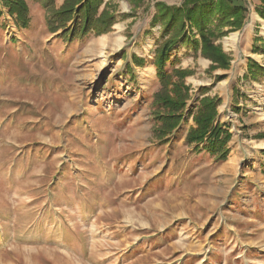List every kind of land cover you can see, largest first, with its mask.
I'll use <instances>...</instances> for the list:
<instances>
[{
	"label": "rangeland",
	"instance_id": "obj_1",
	"mask_svg": "<svg viewBox=\"0 0 264 264\" xmlns=\"http://www.w3.org/2000/svg\"><path fill=\"white\" fill-rule=\"evenodd\" d=\"M110 1L112 29L73 41L48 30L40 0L28 28L4 10L0 264H264V78H244L249 58L264 66V0L218 39L229 69L178 44L191 98L164 140L150 23L158 1L183 0ZM203 96L232 134L220 161L185 141Z\"/></svg>",
	"mask_w": 264,
	"mask_h": 264
},
{
	"label": "trees",
	"instance_id": "obj_2",
	"mask_svg": "<svg viewBox=\"0 0 264 264\" xmlns=\"http://www.w3.org/2000/svg\"><path fill=\"white\" fill-rule=\"evenodd\" d=\"M40 1L47 11L48 30L58 33V37L65 40L99 36L110 31L117 21V13L110 0H63L60 6L57 0ZM129 1L137 10L144 6L146 0ZM0 5V22L4 10H7L16 26L29 27L32 18L28 0H0ZM258 9L264 18V7ZM248 14L247 0H183L179 5L161 1L156 3L150 24H159L161 27L154 55L160 89L154 95L153 115L158 123L157 135L161 140L169 139L186 121V106L191 98L185 78L192 71L181 67V58L175 54L178 44L191 46L195 56L208 58L212 62V71L227 70L232 59L218 39L241 29ZM224 75L218 77L221 79ZM244 78L253 82L261 81L264 78V66L249 58ZM201 93L205 95L207 91L202 88ZM218 102V97L201 98L193 114L194 125L187 131L185 141L193 145L194 151L209 153L220 161L227 156L232 134L227 126L217 121ZM260 137H264V132Z\"/></svg>",
	"mask_w": 264,
	"mask_h": 264
},
{
	"label": "bare ground",
	"instance_id": "obj_3",
	"mask_svg": "<svg viewBox=\"0 0 264 264\" xmlns=\"http://www.w3.org/2000/svg\"><path fill=\"white\" fill-rule=\"evenodd\" d=\"M118 26H119V25L117 24V25H116V28H118ZM234 36H236V35H234ZM104 39H105V38H104ZM108 41H109V40L104 41V42L107 43ZM108 43H109V42H108ZM107 47H108V46H107ZM99 55H100V57H105V54H103L102 52H100ZM100 57H99V58H100ZM206 61H208V60H206ZM103 66H104V65H103ZM152 71H153V70H152Z\"/></svg>",
	"mask_w": 264,
	"mask_h": 264
},
{
	"label": "crops",
	"instance_id": "obj_4",
	"mask_svg": "<svg viewBox=\"0 0 264 264\" xmlns=\"http://www.w3.org/2000/svg\"><path fill=\"white\" fill-rule=\"evenodd\" d=\"M258 3H260V2H258Z\"/></svg>",
	"mask_w": 264,
	"mask_h": 264
}]
</instances>
